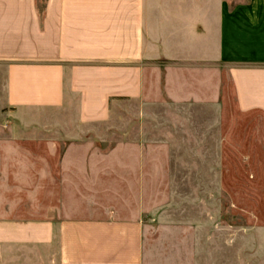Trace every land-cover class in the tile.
Here are the masks:
<instances>
[{"label": "crops", "instance_id": "obj_1", "mask_svg": "<svg viewBox=\"0 0 264 264\" xmlns=\"http://www.w3.org/2000/svg\"><path fill=\"white\" fill-rule=\"evenodd\" d=\"M228 92L238 114L264 121V0H0V264H143V187L161 176L164 146L144 138L162 132L108 147L92 127L118 103L138 105L142 122L212 106L220 158ZM198 117L173 116L190 125L165 132L177 139L167 153L192 152ZM248 216L264 234V214Z\"/></svg>", "mask_w": 264, "mask_h": 264}, {"label": "rangeland", "instance_id": "obj_2", "mask_svg": "<svg viewBox=\"0 0 264 264\" xmlns=\"http://www.w3.org/2000/svg\"><path fill=\"white\" fill-rule=\"evenodd\" d=\"M219 101L224 121L220 158L216 138L209 134L216 128L217 112L212 106L162 107L154 111L158 119L142 122L138 105L118 103L112 106L110 121L92 127L104 135L91 138V142L108 147L138 144L142 138L137 131L141 129L162 132L144 138L164 146L154 154L161 176L143 187V264H264V234L248 216V212L264 214V121L238 114L230 92ZM183 114L202 117L203 123L191 122L197 132L192 152L167 153L168 142L177 139L165 132L183 131L190 125L189 118L174 121L173 116ZM64 120V145H75V123L68 117ZM205 130L208 145L203 150L199 141L205 138ZM113 157L120 158V154ZM74 188L64 187L67 209L75 208ZM258 220L264 222V218Z\"/></svg>", "mask_w": 264, "mask_h": 264}]
</instances>
